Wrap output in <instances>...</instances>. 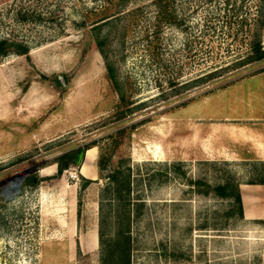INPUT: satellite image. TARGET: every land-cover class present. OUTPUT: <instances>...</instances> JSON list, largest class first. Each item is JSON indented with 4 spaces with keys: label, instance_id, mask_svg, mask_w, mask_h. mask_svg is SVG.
I'll return each mask as SVG.
<instances>
[{
    "label": "rangeland",
    "instance_id": "rangeland-1",
    "mask_svg": "<svg viewBox=\"0 0 264 264\" xmlns=\"http://www.w3.org/2000/svg\"><path fill=\"white\" fill-rule=\"evenodd\" d=\"M259 4L168 0L167 23L155 0H0V40L28 49L0 56V264H101L75 224L107 243L127 208L132 264H264V184L251 218L196 184L264 179V58L240 63ZM99 47L134 109L120 120ZM90 143L96 180L56 176Z\"/></svg>",
    "mask_w": 264,
    "mask_h": 264
},
{
    "label": "trees",
    "instance_id": "trees-1",
    "mask_svg": "<svg viewBox=\"0 0 264 264\" xmlns=\"http://www.w3.org/2000/svg\"><path fill=\"white\" fill-rule=\"evenodd\" d=\"M167 1L168 0H155V3L158 6V21H164L167 23L172 22L171 15L168 14L167 9ZM259 10L257 16V23L259 26L257 29L253 30L250 35V40L248 43L249 52L247 53L246 57L240 61L242 64H249L252 62L260 61L264 58V49L262 46V39H261V31L260 28L264 24V0H259ZM99 28V27H98ZM101 44V41H98ZM100 48V53L104 57L105 67L107 71L108 78L112 83L114 90L118 94V106H117V119L124 118L125 116L131 114L134 109L130 107V100L129 96L122 85V82L118 78L117 68L115 67L114 63L108 58L107 54L103 49ZM15 51L19 54L27 53L28 49L25 46L16 45L9 42L7 39L0 40V56L7 54L10 51ZM124 130L120 129L119 133H122ZM94 146V143H90L82 148H78L71 152H66L60 155L57 160V174L59 176L62 172L67 169L71 164L76 165L78 157L81 153H83L89 147ZM105 165V161L103 157H100L97 161L98 169H102ZM114 181V197L117 200L124 199V193L129 194L130 191V179L129 175L125 176L123 181H119L117 175H112ZM84 187L88 184L91 180L83 178ZM26 183L35 185L36 179L34 176H28L26 178ZM249 184H264V179L259 180L258 182H248ZM196 184L201 185L203 190L200 191L202 194L208 195L213 193L215 196L220 198H226L234 203L239 210L240 215H243V203L241 198V192L239 183L232 177H228L225 179L224 182L211 185L206 181L197 180ZM128 196V195H127ZM127 196L125 197L127 199ZM128 203V202H127ZM124 205V204H123ZM128 205V204H126ZM129 206V205H128ZM125 217L126 221L124 222L123 218ZM121 222H118L116 227L115 233L113 237H111L110 241L105 243L102 239L101 230L99 231V245H100V252H101V264H132L131 252H132V240L130 234V210L127 208L126 215L121 217Z\"/></svg>",
    "mask_w": 264,
    "mask_h": 264
},
{
    "label": "crops",
    "instance_id": "crops-1",
    "mask_svg": "<svg viewBox=\"0 0 264 264\" xmlns=\"http://www.w3.org/2000/svg\"><path fill=\"white\" fill-rule=\"evenodd\" d=\"M256 138L264 137V132H256L253 133ZM262 147L259 151V154L264 157V147ZM90 152V155L88 156ZM258 154V153H257ZM96 155L97 150L95 149V146H91L88 149L85 150L84 156L82 158V162L80 163V172L81 175L85 178L96 180L98 176V168H97V162H96ZM259 155V156H260ZM87 164V174L82 173L83 166ZM240 191H241V198L243 203V213L251 218V216H255L257 214V210L259 207L261 208V200L258 192H256V189H253L255 185L253 184H240ZM250 193L249 195L246 193ZM253 218V217H252ZM77 224H75V231H74V239L73 242H76V239L79 242L80 250L83 253H89L94 251L98 246V230L96 226H90L85 227L84 230L81 232H78Z\"/></svg>",
    "mask_w": 264,
    "mask_h": 264
},
{
    "label": "bare ground",
    "instance_id": "bare-ground-1",
    "mask_svg": "<svg viewBox=\"0 0 264 264\" xmlns=\"http://www.w3.org/2000/svg\"><path fill=\"white\" fill-rule=\"evenodd\" d=\"M89 155H90V152H89L88 156H89ZM82 173L87 174V164H85V165L83 166V168H82Z\"/></svg>",
    "mask_w": 264,
    "mask_h": 264
},
{
    "label": "water",
    "instance_id": "water-1",
    "mask_svg": "<svg viewBox=\"0 0 264 264\" xmlns=\"http://www.w3.org/2000/svg\"><path fill=\"white\" fill-rule=\"evenodd\" d=\"M83 155H84V152L79 155L78 160H77V164L81 163Z\"/></svg>",
    "mask_w": 264,
    "mask_h": 264
},
{
    "label": "built area",
    "instance_id": "built-area-1",
    "mask_svg": "<svg viewBox=\"0 0 264 264\" xmlns=\"http://www.w3.org/2000/svg\"><path fill=\"white\" fill-rule=\"evenodd\" d=\"M73 176H76V173H74V174H70V177H73Z\"/></svg>",
    "mask_w": 264,
    "mask_h": 264
}]
</instances>
